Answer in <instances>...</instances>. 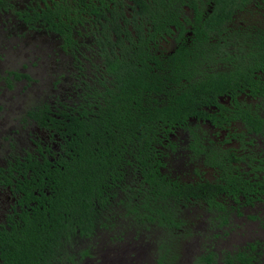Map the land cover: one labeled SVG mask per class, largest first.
Listing matches in <instances>:
<instances>
[{"label": "trees", "instance_id": "16d2710c", "mask_svg": "<svg viewBox=\"0 0 264 264\" xmlns=\"http://www.w3.org/2000/svg\"><path fill=\"white\" fill-rule=\"evenodd\" d=\"M212 1L172 52L95 25L84 62L81 25H47L73 61L0 162V264H264V237L217 247L246 209L264 235V0Z\"/></svg>", "mask_w": 264, "mask_h": 264}, {"label": "flooded vegetation", "instance_id": "af4514ba", "mask_svg": "<svg viewBox=\"0 0 264 264\" xmlns=\"http://www.w3.org/2000/svg\"><path fill=\"white\" fill-rule=\"evenodd\" d=\"M202 1L201 5L200 0H191L194 4L189 6L184 0H11L7 5L0 7V38L5 41L22 40L25 47L28 45L26 49H22L17 42L15 51L11 53L14 57L19 55L27 59L26 56H36V50L39 51L42 55L37 53V56L41 55V62L48 64L41 66L42 72L50 73L53 81L55 76L66 75L65 69L71 68L73 57L71 50L65 45L63 36L52 31L47 25H81L80 40L85 46L80 47V52L86 55V58H81L84 62L92 59L86 45L91 44V32L95 25H111L110 32L106 30L113 36L121 30L119 36H123L126 28L134 35L138 34V31L147 35V25H165V30H162L156 42L160 48L172 52L180 43L190 42L193 25H199V12L204 17L211 12L213 1ZM141 4H147V8L142 10ZM146 9L148 12H145ZM158 11L160 12L157 14ZM152 15L159 16L158 20L163 22L156 23L152 20ZM20 70L17 72L27 74L31 78L23 68ZM12 72L15 71L10 70L6 75H10L11 80H27L15 79ZM19 121L21 122L20 119ZM19 125H22V122ZM19 131L20 129L10 131L14 135L10 140L6 139L7 147L12 137L17 139L16 134ZM8 151L7 148L4 149V156ZM7 201V196L3 199L0 197V209ZM5 211V208H2L0 216L3 215L1 212Z\"/></svg>", "mask_w": 264, "mask_h": 264}, {"label": "rangeland", "instance_id": "374dc122", "mask_svg": "<svg viewBox=\"0 0 264 264\" xmlns=\"http://www.w3.org/2000/svg\"><path fill=\"white\" fill-rule=\"evenodd\" d=\"M8 41L0 38V161L4 159V149L7 148L6 139L10 140L11 136L14 135V133H10V131L13 129L21 130L22 128V125H19V123L21 124L19 121L20 114L27 109L30 103L40 98L44 90H48L51 80L53 79L50 73L42 72L43 69L41 66H48V64L41 62L42 54L39 51L36 50L37 53L41 54L40 56H37L36 53V56H26L27 59L19 55L14 57L11 53L15 51L17 42H19L18 46H21L22 49H26L28 45L25 47L22 40L12 39ZM44 59L50 62L47 58L44 57ZM20 68H23L24 72L31 75V78H29L31 81L25 79L11 80L10 75L6 76L10 70L17 72V70L21 71ZM17 136L18 134H16V137ZM16 140L12 141L14 145L16 144ZM258 211L259 207L246 209L244 210V215L257 213ZM244 215L233 219L232 226L234 229L231 231V235L228 236L226 242L221 241L217 247L225 248V246H227V249H234L244 245L246 241L264 237L263 233L259 232L257 220H247ZM131 250H134V246L121 243L120 258L125 259L129 257L128 255ZM186 250L187 251L182 254V260L185 261L184 264L188 263L185 255L188 249ZM148 257H151L150 253ZM129 258L131 259V257ZM132 259L136 261L135 257H132ZM166 263L171 264L170 261ZM135 264L144 263L135 262ZM149 264H155V262L151 261Z\"/></svg>", "mask_w": 264, "mask_h": 264}]
</instances>
